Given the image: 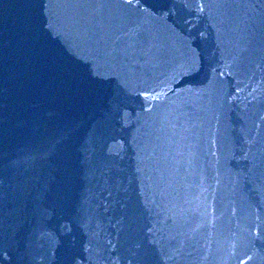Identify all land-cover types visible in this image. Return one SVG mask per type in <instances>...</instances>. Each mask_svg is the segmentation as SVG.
Listing matches in <instances>:
<instances>
[{
  "label": "water",
  "instance_id": "water-1",
  "mask_svg": "<svg viewBox=\"0 0 264 264\" xmlns=\"http://www.w3.org/2000/svg\"><path fill=\"white\" fill-rule=\"evenodd\" d=\"M0 264H264V0H0Z\"/></svg>",
  "mask_w": 264,
  "mask_h": 264
}]
</instances>
